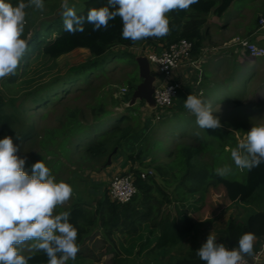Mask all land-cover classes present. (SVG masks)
I'll return each mask as SVG.
<instances>
[{
	"label": "trees",
	"instance_id": "obj_1",
	"mask_svg": "<svg viewBox=\"0 0 264 264\" xmlns=\"http://www.w3.org/2000/svg\"><path fill=\"white\" fill-rule=\"evenodd\" d=\"M10 2L15 5L18 0ZM48 2L49 0H44L45 4ZM233 2L234 0H198L188 10H174L168 14V35L135 43L122 38V21L119 17L110 21L106 30L102 28L98 31H93V25L85 20L84 30L73 34L65 31L62 12L34 23L31 21L32 8L26 9V20L30 21V25L25 27L23 38L28 40L29 50L16 74L0 80V139L5 135L12 136L19 145L18 154H22L23 148H27V153H36L26 159L25 170L29 174L31 165L43 159L57 181L63 180L72 186L70 203L57 209L70 211V223L78 229L79 252L73 262V259H69L66 264H98L97 261L81 256L80 252V247L84 246L87 238L95 233L102 236L101 240L110 249L115 247V237L125 236L123 241L127 243V247L122 245L123 249L121 248L125 254H130L133 241L141 240L137 247H151L145 255L153 257L155 261V255L175 248L185 236L194 233L202 221L199 220L204 212V205L201 203L205 202V196L210 190H222L220 198L223 196V201L229 204H245L259 188L264 187V163L251 171L245 169L243 182L215 176L214 166L199 161L205 153L213 152L215 144L207 142L200 146L199 143H194L197 142L195 140L200 142L195 137L180 142L184 139V136L181 137L166 155L165 158L169 161L157 163L158 159L155 157L158 154H154L156 129L165 117H170L176 110L181 111V107L185 113L188 112L183 105L187 95H178L179 98L171 109L149 108L142 101L143 106L149 110L150 119L146 115L142 127H137L141 120L140 113L133 111L134 105L129 106V102L141 79L137 80V75H132L133 70L127 72L120 82V86L126 91L120 101L127 105L122 109L123 112L112 113L105 109L107 103L101 94L111 91L109 83L103 82L99 86L94 84L95 79L100 80L101 77L106 82L108 66L113 63L137 67V57L129 51L136 46L143 51L156 47L164 49L180 40H187L193 44L191 57L195 59L200 54L202 28L207 23L208 16L221 18ZM107 4L108 0H82L77 14L86 17L89 9ZM76 50L88 51L89 58L63 75L50 74L46 80L42 79L44 74L55 68L59 58ZM242 76H246L244 68ZM249 77L251 81L256 78L254 75ZM231 78L232 81L235 80L234 77ZM213 82L205 72L202 73L200 86L205 89L196 95L202 93L203 98H206L207 92L213 90ZM101 89L103 93L100 94ZM72 91H76L77 95L66 100ZM79 95L90 96V101L76 106L70 100H77ZM259 100L263 102L262 99ZM112 104H118V101ZM60 105L62 112L57 114ZM115 113L120 117L118 124L99 133L96 129L99 119ZM46 119H50L52 124H41ZM249 130L244 128L243 135L246 136ZM17 135L21 137L20 140H15ZM90 136L91 139L88 140ZM226 136H229V140H226ZM235 136L234 131L221 127L217 147L222 151L226 146L235 148L239 143ZM109 157L110 162L121 159V165L125 164L128 167L127 173L132 176L136 191L125 204L111 201L108 186L93 183L87 177L89 173L106 169ZM64 171L67 173L65 178L61 176ZM158 177L161 184L174 185V189L168 192L157 181ZM245 232L253 233L256 237L254 255L264 242V211L250 215L244 222L229 217L225 229L214 236L217 243H224L232 248L238 246L239 237ZM150 243L153 244L149 246ZM142 248L138 249V255ZM196 250L165 264H204ZM111 251L114 264H128L129 260L121 257L120 252ZM29 264H47V257L44 253H36Z\"/></svg>",
	"mask_w": 264,
	"mask_h": 264
},
{
	"label": "clouds",
	"instance_id": "obj_2",
	"mask_svg": "<svg viewBox=\"0 0 264 264\" xmlns=\"http://www.w3.org/2000/svg\"><path fill=\"white\" fill-rule=\"evenodd\" d=\"M196 3L198 0H108L107 6L89 9L86 17L78 15L68 0H63L61 8L67 32H82L85 20L93 25V31L106 30L109 22L119 17L122 38L135 43L168 35V14L188 10ZM28 8L43 12L44 0H18L15 5L10 0H0V80L16 74L29 50V42L23 38ZM202 97V93L187 95L185 109L195 117L199 128L220 129V118ZM18 151L12 136L0 139V264H29L36 253H44L47 264H66L79 252L78 229L70 223V211L57 209L68 203L73 188L63 180L57 181L43 159L31 165L29 174L25 170L26 158L18 156ZM231 160L238 169L248 171L264 163V124L246 132L232 149ZM213 174L228 178L233 169L224 164L214 168ZM255 240L253 233L245 232L238 246L229 248L217 243L210 233L196 254L204 264H246V257L253 255Z\"/></svg>",
	"mask_w": 264,
	"mask_h": 264
},
{
	"label": "rangeland",
	"instance_id": "obj_3",
	"mask_svg": "<svg viewBox=\"0 0 264 264\" xmlns=\"http://www.w3.org/2000/svg\"><path fill=\"white\" fill-rule=\"evenodd\" d=\"M81 2L82 0H68L70 6L75 5L76 11L79 10V4ZM62 3L63 0H49V2L45 4V10L43 12L32 8L31 21L37 23L45 17L54 15V13L57 14L59 12H62ZM244 10H257L264 12V0H234V2L230 5L226 13L221 18H216L212 15L208 16V18H216L219 22L220 27H223L230 20V18L240 15V13ZM26 21L27 22L25 27H29L30 21ZM226 49L228 48L226 47ZM129 51L136 57H144V55L147 53L159 54L161 52V48L156 47L154 49H147L143 51L141 47L136 46L129 49ZM88 58L89 53L86 50H76L68 55L62 56L56 61L55 68L50 73L44 74L42 76V79L46 80L50 76V74L63 75L67 71L77 68ZM243 62L249 63L250 61ZM256 62L264 64V59H256ZM203 63L202 67H200L202 71L201 76L199 77L198 73H196L195 76H192L191 79L193 81H191L190 79V81L188 80L189 83L184 85L179 96L189 94L196 95L198 94V92H200V90L203 91L205 88H202L199 83L202 79V73L205 72V75L210 79L209 73L211 72L208 71H211L215 66L217 68L219 64L221 66H226L225 72L227 73L223 74L224 79L219 82V78H222V75L220 77H211L212 80H214L212 85L213 90H209L206 94L207 97L202 98L205 101L208 100L207 102L211 103L214 114L220 118L222 127H226L227 129L234 131L236 133L235 138L238 142H240L245 137L242 133L244 128L246 130L251 129L252 126L264 124V68L260 75H258L256 80L251 81V77L242 76L243 68H241L239 63L235 60H227V62L216 63L213 57H211L209 59V63L207 62V65L203 66ZM206 66L207 68H204ZM151 68L154 69V67ZM131 69L133 70L132 75L135 76L136 74L138 80V68L136 66L130 68L129 66L121 63H113L108 66L109 73L107 74L106 82L103 81V77H101L100 80L95 79L94 84L97 86H99L100 83L103 82L105 84L109 83L110 85L111 91H108L106 94H101L103 93V89H101L100 91L104 102L107 103L105 105V109L107 111H110L112 113L118 111L123 112L122 109L127 106L120 103L123 95L126 94V92H122V90L125 88L120 86V82L125 77V74ZM230 76L234 77L235 80L232 81V78ZM218 83L221 85H218ZM70 88H72V86H70ZM76 91H72L66 97V100H69L72 97L76 96ZM88 95H79V98L77 100L70 101L73 102V104H75L76 106H81L90 101V96ZM259 98L262 99L263 102H261ZM116 100L118 101V104L113 105L112 103ZM142 103V101L137 100L132 107L133 111H135L136 113H140L139 119L141 120L140 122H138L139 125L137 127H142V122L146 115L148 119H150L149 110H147V108H145V105L143 106ZM60 106H58L59 110L57 111V114L62 112V106ZM182 111L183 107H181V111L176 110L170 117H165L159 123L158 128L156 129L155 133L157 135V139L155 136H153V138L156 139V150L154 151V154L157 153L158 155L157 157H155L154 155L153 156L158 159L157 163H167L169 161L165 157L170 152L175 142L181 137L184 136V139L180 140V142L186 141L187 139H194L195 137V139H200V142L198 140H195L197 142L194 143H199L200 146L201 143L207 142H209L210 145L213 143L215 144L213 152L211 151L210 153H205V155L202 156L201 159H199L200 162L207 164L208 166H214L215 168L224 164H229L232 166L233 174L230 175L227 179L243 182L245 178V170L238 169L231 160V151L233 148L231 146H226L224 151H222L219 147H217L219 129H201L197 126L195 117L191 113H185L184 111ZM40 112H43V110H41ZM190 117L194 119L191 120ZM118 118H120L118 113H115L114 115L107 114L106 116L99 119L96 124V129H98L99 133L106 132L107 130L112 129L116 124H118ZM43 123L47 125L52 124L50 123V119H46L41 124ZM54 124L55 123H53V125ZM90 139L91 136L88 138V140ZM226 140H229V136H226ZM23 149L24 150H22L21 152L22 154H18L19 152L17 153V155L21 158L28 159L30 158V156H34L36 154L27 153V148ZM124 167L125 164L121 165V159H114L110 162L106 169L100 172L89 173L87 177L90 181H93V183H98L101 186L106 187L109 186L110 180L114 176L126 174L128 172V167H125V169L123 170ZM66 175L67 173H65V171L61 173V176L63 178H65ZM157 181L160 183L161 180L159 177L157 178ZM161 186L165 187L168 192L174 189V185L166 186L165 184H161ZM222 194V190L220 189L210 190V192L205 196V202L201 203L204 205V212L201 214L202 216L199 220L202 221L200 222L194 233L185 236L179 243V245H177L175 248L161 252L160 254L155 256L153 255L154 257H156L155 261L153 257H146L145 255L151 248L149 246H151L153 243H150L148 246L149 248L146 249L142 248V246L137 247L141 240L133 241L132 248L130 249V254H125L122 250V245L124 247H127V243L123 241L125 236L115 237V247L112 246L110 249L106 247L107 243L101 240L102 236L98 233H95V235L87 238L84 246L80 247V252L82 253L81 256H83L87 260L97 261L98 264H114L113 252L111 251L114 250L120 252L121 257L127 258V260H129L128 264H165L168 262H173L177 258L183 257L187 252L199 249L201 245L206 241L210 233L212 235H216V233L225 229L229 217H233L236 220L244 222L250 215L258 211H264V187L259 188L253 195L252 199L245 204H229V202L223 201V196L220 198V195ZM68 203H70V200L68 201ZM68 203L66 205H68ZM201 204H199V206H201ZM167 208L169 207H166V209ZM187 212L189 214H192L191 211ZM140 247L142 248L139 251L141 254L138 255L137 251ZM73 261L74 260H72L71 262Z\"/></svg>",
	"mask_w": 264,
	"mask_h": 264
},
{
	"label": "built area",
	"instance_id": "obj_4",
	"mask_svg": "<svg viewBox=\"0 0 264 264\" xmlns=\"http://www.w3.org/2000/svg\"><path fill=\"white\" fill-rule=\"evenodd\" d=\"M258 23L264 26V19L259 18ZM226 47H239L250 58L264 59V48L259 47L248 39L235 37L225 44ZM193 44L187 40H180L164 49L159 54L147 53L146 57L151 71L155 75L153 84L154 107L158 109H171L178 95L182 91V83L176 79L177 70L183 63L189 64L201 76V69L192 62L191 52ZM151 67H154L152 69ZM199 81V80H198ZM122 92H126L125 89ZM142 177H144L142 175ZM132 176L128 173L114 176L108 186V196L111 201L125 204L135 194ZM264 259V242L261 248L251 257H246V264H261Z\"/></svg>",
	"mask_w": 264,
	"mask_h": 264
},
{
	"label": "crops",
	"instance_id": "obj_5",
	"mask_svg": "<svg viewBox=\"0 0 264 264\" xmlns=\"http://www.w3.org/2000/svg\"><path fill=\"white\" fill-rule=\"evenodd\" d=\"M250 11L252 10H244L240 15L230 18L223 27H220L216 18H207V23L202 28L203 38L200 54L195 59H192V62H195L197 66L202 67V63L204 62L203 66L207 65V62L209 63L211 57H213L216 63L235 60L244 68V74L246 76L254 75V77L257 78L263 71V63L256 62L257 58H250L248 54L239 47H227L228 49H226V46H224L229 43L231 39L240 37L248 39L259 47H264V26H260L258 23L259 18L264 19V12L257 10ZM204 68H207V66ZM225 71L226 66H221L219 64L217 68L215 66L208 72H211L209 73L210 78L215 76L220 77L222 75V78H219V82H221L224 79L223 74L227 73ZM196 73L197 71L191 68L189 64H182L177 70L176 76V79L182 83V89L190 80L193 81L191 77L195 76ZM262 264H264V259Z\"/></svg>",
	"mask_w": 264,
	"mask_h": 264
},
{
	"label": "water",
	"instance_id": "obj_6",
	"mask_svg": "<svg viewBox=\"0 0 264 264\" xmlns=\"http://www.w3.org/2000/svg\"><path fill=\"white\" fill-rule=\"evenodd\" d=\"M136 64L138 68V77L141 79V82L137 85L135 90L132 93L129 106H133L137 100L143 101L147 107H154L153 93L154 88L153 84L155 81V75L151 71L149 63L146 57H137ZM110 164V157L108 158L107 165Z\"/></svg>",
	"mask_w": 264,
	"mask_h": 264
}]
</instances>
